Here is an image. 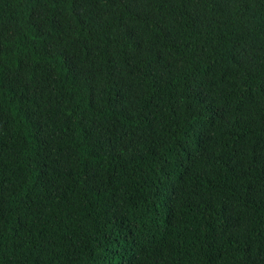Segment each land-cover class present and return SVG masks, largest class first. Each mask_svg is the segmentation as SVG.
I'll return each mask as SVG.
<instances>
[{
    "label": "trees",
    "instance_id": "1",
    "mask_svg": "<svg viewBox=\"0 0 264 264\" xmlns=\"http://www.w3.org/2000/svg\"><path fill=\"white\" fill-rule=\"evenodd\" d=\"M0 264H264V0H0Z\"/></svg>",
    "mask_w": 264,
    "mask_h": 264
}]
</instances>
